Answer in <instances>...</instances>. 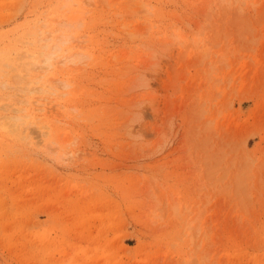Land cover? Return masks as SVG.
<instances>
[{
    "label": "rangeland",
    "instance_id": "1",
    "mask_svg": "<svg viewBox=\"0 0 264 264\" xmlns=\"http://www.w3.org/2000/svg\"><path fill=\"white\" fill-rule=\"evenodd\" d=\"M0 264H264V0H0Z\"/></svg>",
    "mask_w": 264,
    "mask_h": 264
},
{
    "label": "bare ground",
    "instance_id": "2",
    "mask_svg": "<svg viewBox=\"0 0 264 264\" xmlns=\"http://www.w3.org/2000/svg\"><path fill=\"white\" fill-rule=\"evenodd\" d=\"M53 49H56V50H59L60 49V46L58 44L54 45L53 46ZM43 54V53H42ZM57 53L55 52H51V53H45L43 54L45 59H44V64H45V68H42V70H45L46 68H49L50 66H52V59L54 58V56L56 55ZM80 57V55H79ZM65 61L67 60L68 62L70 63H73L75 60H76V56H72V57H66L64 59ZM32 66H33V69L37 70L39 67V65L37 66V63L36 62H33L31 63ZM20 117H18L19 119ZM70 154V153H68Z\"/></svg>",
    "mask_w": 264,
    "mask_h": 264
}]
</instances>
